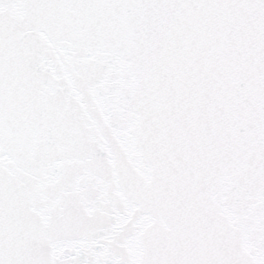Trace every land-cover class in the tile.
Here are the masks:
<instances>
[{
    "label": "snow or ice",
    "instance_id": "1",
    "mask_svg": "<svg viewBox=\"0 0 264 264\" xmlns=\"http://www.w3.org/2000/svg\"><path fill=\"white\" fill-rule=\"evenodd\" d=\"M0 264H264V0H0Z\"/></svg>",
    "mask_w": 264,
    "mask_h": 264
}]
</instances>
